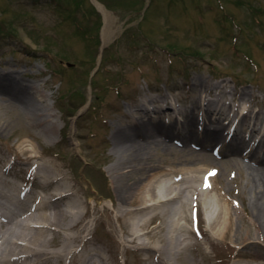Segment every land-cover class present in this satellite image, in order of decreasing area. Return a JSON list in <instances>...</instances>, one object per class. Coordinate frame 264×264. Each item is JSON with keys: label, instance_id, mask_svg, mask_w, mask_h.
<instances>
[{"label": "rangeland", "instance_id": "374dc122", "mask_svg": "<svg viewBox=\"0 0 264 264\" xmlns=\"http://www.w3.org/2000/svg\"><path fill=\"white\" fill-rule=\"evenodd\" d=\"M62 3L71 15L62 17L53 0H0V168L9 166L5 174L28 186L29 155L55 166V185L71 190L56 204H86L77 227L81 235L72 244L77 253L90 250L112 264H264V227L251 213L245 186L247 161L231 154L234 145L244 156L259 146L261 135L247 132L248 122L231 134L229 123L221 122L225 141H209L205 149L152 145L142 163L146 170L140 166L129 182L145 184L153 168L162 185L180 183L173 191L179 198L157 205L147 197L153 203L147 217L158 216L143 231L127 229L110 212L121 196L109 172L116 127L128 132L142 118L151 130L177 132L189 119L207 138L219 125L204 122L210 114L198 104L229 88L235 102L246 92L245 103L264 116V0H83L78 8L71 0ZM26 98L35 115L24 109ZM146 98L148 112L135 111ZM262 121L254 127L263 130ZM208 171L215 174L206 185ZM189 175L196 184L181 181ZM36 182L32 193L41 191ZM135 185L123 198L132 207L142 189ZM216 217L229 223L228 231L211 226ZM153 227L137 240L142 248L126 244L127 234ZM244 241L249 244L242 246ZM60 264L77 263L63 257Z\"/></svg>", "mask_w": 264, "mask_h": 264}, {"label": "bare ground", "instance_id": "6f19581e", "mask_svg": "<svg viewBox=\"0 0 264 264\" xmlns=\"http://www.w3.org/2000/svg\"><path fill=\"white\" fill-rule=\"evenodd\" d=\"M217 86L219 85L215 84L213 88ZM232 97L233 94L230 88L224 89V93H217L214 98H210L209 101L211 102L209 105L207 102L204 104L206 105L204 112L207 111L205 114L215 113L217 115L216 118H207L208 121L204 120V122H218L219 125L213 129L208 125V128L212 130L209 131L207 138L201 131V127H194L189 119L188 123L183 128L178 129L177 132H170L166 127H154L151 130L145 126L142 118L141 126L140 123L133 124L126 128L128 132L121 130L119 127L112 129L111 138L116 160L112 163V166H109V172L111 179L115 183V188L117 191L120 189L118 196H121V198L115 199L116 201L110 208V212L116 211L117 215L115 217L122 224L125 223L124 226L127 229L135 226L139 227L138 230L143 231L149 220L158 216L157 213H151L147 217L153 205L152 202L149 201L150 203H148L145 201L147 197H149L147 200L157 201L155 203L157 205L165 204L169 200L172 201L173 198H179V195L173 194V191L174 189L176 190L180 183L174 181L162 185L161 180L155 175L156 170L153 168L149 169L150 173L145 180L146 183L141 185L142 187L140 186L142 180L140 182L139 180L132 181V183L129 182L130 174L136 170L139 172L140 166L142 167V163L145 160L144 156L152 149V145H163L166 148L178 145L182 148L198 147L205 149L207 147L205 145L209 141L223 143V131L226 127L221 124L222 119L232 122V126L234 122H248L247 124L253 122L250 123L252 124L251 131L261 134L260 144L253 152H248L244 156L236 148L237 146L234 145L236 151L230 153L243 156L247 161L244 171L249 181L245 186L249 194L251 213L257 218L261 217L264 227V129L261 130L254 127L255 123L263 122L264 116L262 117L261 112L252 111L250 104L245 103L246 92L238 95L237 102L233 101ZM146 100L148 98L139 102L138 107L134 110L142 113L148 112L144 105ZM21 103L25 106V110L35 115V109L29 98L21 100ZM212 105L213 107H211ZM165 108H169V106L162 107V109ZM235 114H237L238 118H234ZM231 130H234V128ZM233 143L235 142L233 141ZM28 159L31 166L24 173L28 174L30 179L29 188L37 181L36 184L38 183L37 185L41 187L40 192L35 191L32 193L27 185H22L10 179L8 177L10 175L5 174L9 171V166L0 168V264H60L63 257L66 259L72 258L73 263L77 264H112V261H108L107 256L100 255L95 257L90 250L84 251L85 253H77V250L72 249V244L81 235V229L77 227L83 217V213L80 211L81 206L86 204L83 205V202L75 200L70 208L59 207L56 203L67 198L71 193L70 186L65 184L58 189V185L55 184L60 176H56L58 172L51 162H44L40 165L39 157L36 155H29ZM142 169L146 170L144 166ZM167 174L168 172L165 173V175ZM187 177H183L181 181L196 184L197 177ZM135 184H138L142 189L140 194L135 196L132 201H136L138 203L137 206L132 207V205L126 204L123 198L129 194L130 190L132 191L133 188H136L137 185ZM187 187H194V185L190 184ZM184 191L181 193L183 194ZM195 206L198 207L200 218L202 219L200 202ZM102 208L103 210H109L107 205H102ZM143 212H146L147 218L145 213L142 214ZM173 212H175V208ZM223 212L224 210H221L218 213L223 215ZM17 214L22 217L19 221L14 222L13 219L17 217ZM20 216L18 215V217ZM135 216L139 218L136 221H131V218L133 219ZM218 219L219 217L213 218L210 222L211 226L217 225L222 231H228L229 223L224 225L223 220L217 223ZM154 230V227L150 228L140 235L125 233L129 236L128 239H125V242H127L126 244L138 245L135 247L142 248L141 243H138L137 240L146 235L147 232L152 233ZM261 235L264 237V231ZM247 244L249 242L244 241L242 246ZM254 260H257V258Z\"/></svg>", "mask_w": 264, "mask_h": 264}, {"label": "trees", "instance_id": "16d2710c", "mask_svg": "<svg viewBox=\"0 0 264 264\" xmlns=\"http://www.w3.org/2000/svg\"><path fill=\"white\" fill-rule=\"evenodd\" d=\"M53 1L55 2V5H56L55 7L58 9V12L62 14V17H63V13H65V12H66L65 14H70L71 15L73 9L72 10L70 9V11H68V13H67L66 10L63 11L62 8H61V6H65V4L62 3V2H65L66 0H53ZM82 1L83 0H71V2L73 3V5L76 8H78L79 6L81 7V5L83 4ZM82 12H83V14H85V10H83ZM7 34L8 35H14V34L11 33V31L7 32Z\"/></svg>", "mask_w": 264, "mask_h": 264}]
</instances>
